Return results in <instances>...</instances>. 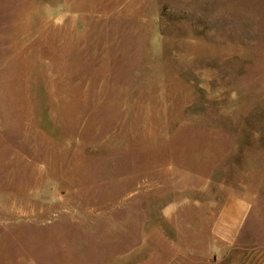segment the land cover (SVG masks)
<instances>
[{"label":"rangeland","instance_id":"1","mask_svg":"<svg viewBox=\"0 0 264 264\" xmlns=\"http://www.w3.org/2000/svg\"><path fill=\"white\" fill-rule=\"evenodd\" d=\"M0 264H264V0H0Z\"/></svg>","mask_w":264,"mask_h":264}]
</instances>
